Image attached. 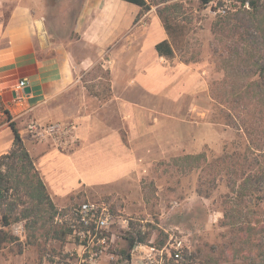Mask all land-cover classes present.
<instances>
[{
    "label": "crops",
    "instance_id": "0c3cea01",
    "mask_svg": "<svg viewBox=\"0 0 264 264\" xmlns=\"http://www.w3.org/2000/svg\"><path fill=\"white\" fill-rule=\"evenodd\" d=\"M109 1L84 0L74 25L79 37L62 40L33 0H0V155L12 145L13 123L57 207L98 192L130 198L134 190L141 204L140 182L157 175L153 166L165 156L167 123L175 118L165 103L178 100L177 79L195 78L191 65L169 66L157 54L156 43L169 34L152 9L138 19L140 28L116 39L118 22L130 26L141 7L113 0L133 11L120 19ZM97 68L104 83L88 75ZM31 121L74 123V137L58 148L33 137Z\"/></svg>",
    "mask_w": 264,
    "mask_h": 264
},
{
    "label": "rangeland",
    "instance_id": "374dc122",
    "mask_svg": "<svg viewBox=\"0 0 264 264\" xmlns=\"http://www.w3.org/2000/svg\"><path fill=\"white\" fill-rule=\"evenodd\" d=\"M176 1L179 5L171 17L169 35L174 56L163 58L162 61L169 66L179 64L183 70L191 65L195 78L177 79L179 98L165 103L169 114H175V118L169 116L167 123L165 156L162 155L153 166L157 175L146 177L140 182L143 202L137 203L140 201L135 196L138 190H134L130 198L98 192L88 198L77 196L62 209H69L87 199L103 201L113 215L132 219L135 224L140 222L143 230L150 231L149 240L156 244L165 240L171 232L181 236L193 252L187 264H215L217 261V264H243L242 257L247 246H243L238 234H234L238 245H230L233 240L232 228L219 223L224 196L229 188L224 164L217 158L224 151H241L243 148L242 142L237 143L234 138L233 129L218 116L216 100L213 98L214 94L211 95V84L223 80L225 76L213 52L214 47L219 45V39L215 38L210 29L216 14L214 9L218 6L217 0L208 4H203L200 0ZM226 1L225 5L228 7L229 0ZM83 2L84 0H33L32 3L37 13L44 17L48 30L53 35L62 40H70L79 37L74 31V25ZM108 6L110 12L120 15V19L133 13L117 1L110 0ZM156 7L151 5L149 9L152 10L148 13H155ZM149 9L138 11L130 26L123 21L118 22L120 34L116 39L123 38L129 29L140 28L145 21L140 22L138 19ZM172 71L169 70V75ZM96 73L101 75L104 83L107 75L100 68L88 75L94 76ZM177 73L180 75L183 72ZM229 76L228 73L225 88L219 86V82L214 85L217 100L221 98V101H228L232 97L228 83L232 78ZM188 84H191L190 92ZM187 154L201 156L197 160H191L185 158ZM26 203L25 200L23 205ZM21 208L22 204L19 206ZM245 211L247 208H243V213ZM250 211L252 217L261 212L257 207H252ZM54 222L41 225L40 221L37 226L31 225L30 228L25 227V220L12 223L10 229L16 239L3 242L0 264H82L81 247L68 236L65 240L55 236L53 229H58L60 223L55 218ZM128 229L119 224L113 225L115 242L108 251L114 253V256H102L98 264H130V258L118 262L120 257L116 254L119 248L127 250L128 244L124 237ZM235 247L244 249L238 250Z\"/></svg>",
    "mask_w": 264,
    "mask_h": 264
},
{
    "label": "trees",
    "instance_id": "16d2710c",
    "mask_svg": "<svg viewBox=\"0 0 264 264\" xmlns=\"http://www.w3.org/2000/svg\"><path fill=\"white\" fill-rule=\"evenodd\" d=\"M123 1L141 9L157 6L156 13L170 35L171 17L179 5L176 0ZM200 1L208 4L212 0ZM227 2L217 0L216 14L210 26L215 38L219 39V45L214 47L213 52L225 75L223 80L211 84V95L214 94L218 116L233 129L234 138L237 143L242 142L243 149L224 151L217 158L224 164L229 188L224 196L219 223L232 228L230 245H238L234 236L238 234L240 242L247 246L245 249L235 247L244 249L243 264H264V0H229L228 7L225 5ZM155 49L159 56H174L173 47L167 39L156 43ZM228 73L232 78L228 82L232 97L228 101L217 100L214 85L219 82L218 85L225 88ZM224 93L228 94L227 91ZM10 125L14 135L12 145L0 155V248L3 242L16 239L11 233L12 223L25 220L26 228L37 226L40 221L41 225H45L49 221L54 222L58 210L16 127L13 123ZM200 156L187 154L185 158L197 160ZM24 198L27 201L25 206ZM252 207H257L260 214L252 217ZM243 208H247L245 213ZM141 225L130 219L124 237L127 250L117 249L118 262L129 260L130 249L136 242L149 240L150 231L143 230ZM70 232L71 229L63 225L53 229L55 236L62 240ZM192 255L189 249L184 251L186 259Z\"/></svg>",
    "mask_w": 264,
    "mask_h": 264
},
{
    "label": "built area",
    "instance_id": "2783aa9c",
    "mask_svg": "<svg viewBox=\"0 0 264 264\" xmlns=\"http://www.w3.org/2000/svg\"><path fill=\"white\" fill-rule=\"evenodd\" d=\"M223 11V10H221ZM26 81L20 80L19 87ZM28 132L39 140L51 138L58 148H63L74 137L75 125L71 122H51L39 125L31 121ZM58 207L55 220L68 226L71 232L68 238L76 241L82 249V264H98L100 258L109 254V247L115 242L112 227L119 224L129 228V219L113 215L103 201L87 199L69 209ZM189 247L181 236L168 233V237L156 244L152 240L136 242L130 249V264H187L184 251Z\"/></svg>",
    "mask_w": 264,
    "mask_h": 264
},
{
    "label": "water",
    "instance_id": "95a60500",
    "mask_svg": "<svg viewBox=\"0 0 264 264\" xmlns=\"http://www.w3.org/2000/svg\"><path fill=\"white\" fill-rule=\"evenodd\" d=\"M25 90H27V91H28V90H29V88H28V87H26V89H25Z\"/></svg>",
    "mask_w": 264,
    "mask_h": 264
}]
</instances>
